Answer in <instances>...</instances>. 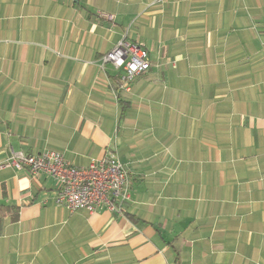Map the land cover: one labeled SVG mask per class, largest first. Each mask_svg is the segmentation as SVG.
<instances>
[{
  "label": "crops",
  "instance_id": "1",
  "mask_svg": "<svg viewBox=\"0 0 264 264\" xmlns=\"http://www.w3.org/2000/svg\"><path fill=\"white\" fill-rule=\"evenodd\" d=\"M151 69L122 88L123 39ZM117 155L132 200L71 213L0 169V264H264V0H0V163Z\"/></svg>",
  "mask_w": 264,
  "mask_h": 264
},
{
  "label": "built area",
  "instance_id": "2",
  "mask_svg": "<svg viewBox=\"0 0 264 264\" xmlns=\"http://www.w3.org/2000/svg\"><path fill=\"white\" fill-rule=\"evenodd\" d=\"M102 61L122 71L121 83L126 91H130V84L136 78L152 67L148 51L125 38L103 56ZM0 169L26 170L32 177L50 176L58 183L57 203L71 213L85 210L94 214L101 208L120 213L132 200L126 167L112 153L92 160L84 168H77L55 151L32 155L11 148L9 157L0 163Z\"/></svg>",
  "mask_w": 264,
  "mask_h": 264
}]
</instances>
